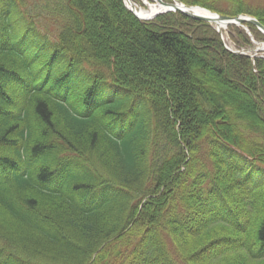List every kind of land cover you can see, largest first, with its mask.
I'll return each instance as SVG.
<instances>
[{"label":"trees","instance_id":"obj_1","mask_svg":"<svg viewBox=\"0 0 264 264\" xmlns=\"http://www.w3.org/2000/svg\"><path fill=\"white\" fill-rule=\"evenodd\" d=\"M182 1L264 25L248 0ZM41 14L59 26L49 60L92 76L76 105L16 35ZM228 39L252 45L236 25ZM100 83L115 93L93 106ZM0 264H264V58L180 12L0 0Z\"/></svg>","mask_w":264,"mask_h":264},{"label":"rangeland","instance_id":"obj_2","mask_svg":"<svg viewBox=\"0 0 264 264\" xmlns=\"http://www.w3.org/2000/svg\"><path fill=\"white\" fill-rule=\"evenodd\" d=\"M186 1L192 2L193 0ZM248 3H250L251 5H264V0H248ZM35 10L36 9H33V7L30 5L29 12L31 14H35L37 11ZM44 16L47 15L41 14L40 17L35 18L38 22V24H36L37 34L28 31L27 29H25V26H23L21 29H18L16 35H18L19 38H23L27 42L23 44V46L29 45L27 50H34L39 54V57L35 55L37 57V67L40 70V75L37 77L38 82H44L46 88L52 89L54 92L62 95L65 98L66 102L72 105H76L75 103H79L81 101L82 95H84L86 89L92 83V76L88 75L87 71L85 69H82V66H78L69 70L68 58L62 53H59V55L54 59L49 60L56 50L55 43L58 32L57 28L59 26L57 25L58 22L55 21L54 18H51L49 16H47L48 18H45ZM223 34L226 39V44L229 46H233L234 44L230 41V39H228V29L223 31ZM230 42L232 44H230ZM260 45L261 44L252 42V45L247 49H255L257 47H260ZM252 53L264 57V51L262 50ZM48 61L50 62L48 63ZM67 70H69V73H67ZM65 73H67V75L58 80V78ZM114 91L115 89L110 83L107 85L100 83L92 95L91 105H98L107 97L114 94ZM81 108H83V106H81ZM84 109L85 107L81 111H83ZM236 157L240 163L245 165L247 164L246 169L248 171L253 170V172H255L258 169L262 168V165H260L259 163H256L254 161L248 162V160H246L245 158L243 159V157L239 154Z\"/></svg>","mask_w":264,"mask_h":264},{"label":"water","instance_id":"obj_3","mask_svg":"<svg viewBox=\"0 0 264 264\" xmlns=\"http://www.w3.org/2000/svg\"><path fill=\"white\" fill-rule=\"evenodd\" d=\"M156 2H157L156 8H159V9L151 12L150 16L148 17H140L137 15L135 10H133V8L128 7V9L132 11L136 17L142 20H150L154 18L155 16H157L158 14L164 13L166 11H179L190 18L212 22V23H215L217 26H221V25L228 26L230 24L244 25V23H249V24L256 26L264 34V25L261 24L255 17H252L250 15L242 14V15H237V16L232 17L229 15H221V14L214 13L211 11H210L211 15H201V14L191 11L190 10L191 6L184 4L182 2H178L174 0L170 3L164 2L163 0H156ZM217 31L220 32L219 29H217ZM234 52L237 54H245L242 51H234Z\"/></svg>","mask_w":264,"mask_h":264},{"label":"bare ground","instance_id":"obj_4","mask_svg":"<svg viewBox=\"0 0 264 264\" xmlns=\"http://www.w3.org/2000/svg\"><path fill=\"white\" fill-rule=\"evenodd\" d=\"M146 1V5H147V8L144 9L142 7H140L137 3H135L133 0H125V3L128 5V7H131L133 9H135V12L137 13L138 16L140 17H148L150 16L151 12L159 9V8H156L157 5H154L152 3H149L147 0H144ZM191 11L193 12H196L198 14H201V15H211L210 11L207 10L206 8H203L201 6H195V5H192ZM219 30H221L222 28H224L223 26H217ZM261 49H264V43L260 46Z\"/></svg>","mask_w":264,"mask_h":264}]
</instances>
